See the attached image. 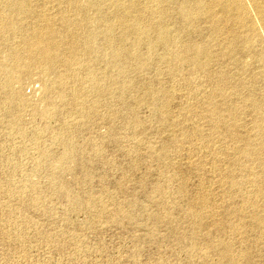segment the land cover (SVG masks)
<instances>
[{
  "label": "rangeland",
  "instance_id": "374dc122",
  "mask_svg": "<svg viewBox=\"0 0 264 264\" xmlns=\"http://www.w3.org/2000/svg\"><path fill=\"white\" fill-rule=\"evenodd\" d=\"M0 264H264V0H0Z\"/></svg>",
  "mask_w": 264,
  "mask_h": 264
},
{
  "label": "bare ground",
  "instance_id": "6f19581e",
  "mask_svg": "<svg viewBox=\"0 0 264 264\" xmlns=\"http://www.w3.org/2000/svg\"><path fill=\"white\" fill-rule=\"evenodd\" d=\"M17 5H18V4H17ZM17 5H16V6H17ZM236 6H237V5H236ZM239 8H240V6H239ZM241 9H242V8H241ZM6 20H7V19H6ZM13 22H14V21H13ZM11 23H12V22H11ZM10 25H11V24H10ZM13 25H14V24H13ZM8 27H10V26H8ZM14 31H15V30H14ZM34 35H35V34H34ZM33 37H34V36H33ZM38 37H39V36H38ZM41 37H42V35L40 36V38H41ZM34 38H35V37H34ZM28 40H29V39H28ZM43 40H44V39H43ZM44 41H45V40H44ZM27 43H28V42H27ZM29 43H30V42H29ZM41 43H42V42H41ZM41 43H40V44H41ZM43 44H44V43H43ZM36 45H37V44H36ZM47 45H48V44H47ZM31 46H32V45H31ZM39 46H40V45H39ZM26 47H27V46H26ZM26 47H25V48H26ZM40 47H42V46H40ZM29 49H30V47H29ZM199 49H201V48H199ZM26 50H27V49H26ZM31 50H32V49H31ZM33 51H34V50H33ZM45 51H47V50L45 49ZM39 52H40V51H39ZM41 52H42V51H41ZM43 52H44V51H43ZM52 52H53V51H52ZM197 52H198V51H197ZM198 53H199V52H198ZM25 54H26V52H25ZM48 54L51 56V53H48ZM41 55H42V54H41ZM43 55H44V54H43ZM43 55H42V57H43ZM46 55H47V54H46ZM46 55H45V56H46ZM54 55H55V54H54ZM47 57H48V56H47ZM47 57H46V58H47ZM20 58H21V57H20ZM50 58H51V57H49L48 59H50ZM14 59H15V58H14ZM17 59H18V58H17ZM44 59H45V57H44ZM15 64H16V63H15ZM14 68L16 69V67H14ZM12 76H13V75H12ZM13 77H14V76H13ZM14 80H16V79L14 78Z\"/></svg>",
  "mask_w": 264,
  "mask_h": 264
}]
</instances>
